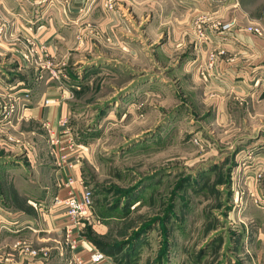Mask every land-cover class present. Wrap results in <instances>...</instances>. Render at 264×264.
<instances>
[{
  "label": "rangeland",
  "instance_id": "obj_1",
  "mask_svg": "<svg viewBox=\"0 0 264 264\" xmlns=\"http://www.w3.org/2000/svg\"><path fill=\"white\" fill-rule=\"evenodd\" d=\"M108 2L112 7H102L101 13L109 17V35L103 33L100 43H85L80 61L74 63L79 65L78 76L71 78L59 72V66L46 64L44 75L24 74L27 90L17 93L6 85L0 92V153L23 158L31 142L27 129L36 132L34 137L41 133V144L50 150L44 124L28 122L26 128L24 118L16 122V112L27 109L33 92L42 88L36 78L46 84L62 80L72 112L57 129L66 127L74 142L83 145L72 157L79 154V176L91 193L92 214L99 222L78 230V239L106 255L97 264H240L230 250L234 239L222 215L236 191L226 181L218 185L222 180L214 169V132L204 122L203 101H191L181 90L179 73L188 68L196 41L188 36L185 45L167 42L173 19L181 14L186 19L185 0H102ZM198 4L190 13L191 26L196 14L209 29L214 21H225L230 4H236L241 15L264 18V0ZM166 19L172 22L168 26L161 23ZM120 40L141 48L140 66L132 63ZM15 65L2 63L0 69ZM14 77L3 79L14 83ZM7 160L4 168L13 161ZM229 169L232 166L222 173L227 175ZM3 174L0 171V199L13 190ZM0 206L6 208L1 200ZM17 234L14 247L21 254L34 250L30 258L35 264H82L74 259L70 242L62 243L59 254L34 247Z\"/></svg>",
  "mask_w": 264,
  "mask_h": 264
},
{
  "label": "crops",
  "instance_id": "obj_2",
  "mask_svg": "<svg viewBox=\"0 0 264 264\" xmlns=\"http://www.w3.org/2000/svg\"><path fill=\"white\" fill-rule=\"evenodd\" d=\"M184 3L188 10L186 19L183 14L181 18L173 19L174 23L167 32L168 43L185 45L188 36L191 38L190 16L193 14L190 13L198 10L199 0H185ZM230 5L232 14L229 11L226 20L235 17L239 28L235 30L234 39L225 38L228 42L226 52L217 60L213 70L217 75L215 81L204 83L189 66L180 70L179 78L185 97L191 101H203L204 122L214 132L211 135L212 152L217 153L213 156L214 169L219 171L218 180H222L218 185L227 183L236 191L229 200V209L222 212L234 239L230 250L240 257V264H264V18L246 13L241 15L236 4ZM102 7V0H0V64H16L12 68L0 69V75H3L0 92L6 89V85L16 89L17 93L27 90L24 74L34 71L33 74L42 75L46 64L59 66L58 71H65L69 77L71 74L78 76L79 65L75 67L74 63L80 61L85 43H100L103 33L109 35V17L102 15ZM199 10L206 14L203 9ZM168 21L161 23L168 26L172 23ZM89 25L100 29L94 31ZM244 25L259 27L261 35L244 31ZM119 42L121 48L128 51L129 56L131 54L132 63L140 66L141 48L126 46L124 42L127 40ZM207 49L205 42H196L188 62L203 57ZM26 54L30 55V62L25 61ZM8 75H16V82L4 81ZM38 82L42 88L33 92L27 109L16 112V122L24 118L26 128L28 122L40 125L50 122L57 128L58 121L70 117L72 112L70 100L66 98L67 89L62 80L59 84H46L45 79L36 78ZM45 100L52 102L45 103ZM27 132L31 133L30 143L35 155L30 148L23 158L21 155L17 157L20 159L0 153L2 177L13 183L12 192H6L0 200L7 209L18 214L21 222L19 231L1 234L0 264H35L30 258V250L21 254L14 247L15 233L34 247L45 251L52 249L53 253L59 254L63 244L73 242L74 259L84 264L89 261L94 247L80 242L78 230L69 225L62 209L52 204L53 196H66V189L60 188L59 184L71 172L58 167L56 152L51 146L50 150L45 145L43 147L41 133L34 137L36 132L33 129H27ZM34 138L39 141L36 143ZM219 157L216 161L215 158ZM3 158L13 159L8 168H4ZM226 166H232L227 175L222 173ZM77 167L76 163L72 172L79 175ZM74 188L80 191L79 184Z\"/></svg>",
  "mask_w": 264,
  "mask_h": 264
},
{
  "label": "built area",
  "instance_id": "obj_3",
  "mask_svg": "<svg viewBox=\"0 0 264 264\" xmlns=\"http://www.w3.org/2000/svg\"><path fill=\"white\" fill-rule=\"evenodd\" d=\"M104 7L110 9L112 7L111 2L105 3ZM1 19V18H0ZM204 17H197L193 21L191 26V37L196 42H205L208 44L207 52L203 57L194 58L189 64V68L192 72L204 82H214L217 75L213 72L215 69L217 60L226 52V45L228 44L227 38H235V30L239 28L238 20L233 17L226 21H214L207 28L204 26ZM244 31L261 35L262 30L257 26L244 25ZM215 30V33H211ZM2 32L0 24V33ZM225 44V45H224ZM29 54L25 55V59H28ZM23 99L28 98V94H21ZM50 100H45V103H51ZM6 117V116H5ZM4 117V118H5ZM67 122L66 118H62L58 121V124L65 125ZM45 129L47 131L46 140L56 152V160L58 167H65L71 173L64 179L60 180L59 187L66 189V196L59 197L53 196L52 204L62 209L66 219L74 229L80 230L87 224H94L99 222L92 214V196L89 190L82 186L80 176L73 173L76 161L79 160V154L74 155L77 148H82L83 145L75 143L70 131L65 127L62 130L55 128L50 122H44ZM65 135V137H62ZM28 148H30L35 155L33 145L28 142ZM75 152V153H72ZM80 186V191L77 192L74 188L75 185ZM16 213L0 206V236L3 232H17L19 231L20 220ZM85 243V242H83ZM71 247H74V243L71 242ZM31 254L35 253L34 250L29 251ZM103 259H107L106 255L96 249L92 250L89 256V261L84 264H97Z\"/></svg>",
  "mask_w": 264,
  "mask_h": 264
}]
</instances>
